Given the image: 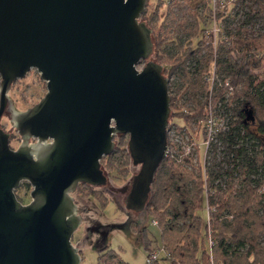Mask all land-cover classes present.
<instances>
[{
    "label": "water",
    "instance_id": "95a60500",
    "mask_svg": "<svg viewBox=\"0 0 264 264\" xmlns=\"http://www.w3.org/2000/svg\"><path fill=\"white\" fill-rule=\"evenodd\" d=\"M146 6L0 0V264H81L72 236L84 215L73 193L80 183L109 182L101 160L118 134H129L132 163L140 165L130 188H121L124 206L146 209L171 115L170 78L152 58L153 28L141 19ZM32 68L47 91L19 109L10 90ZM254 118L247 109L246 120ZM13 127L22 138L16 148ZM23 181L32 186L28 202L16 193Z\"/></svg>",
    "mask_w": 264,
    "mask_h": 264
},
{
    "label": "trees",
    "instance_id": "16d2710c",
    "mask_svg": "<svg viewBox=\"0 0 264 264\" xmlns=\"http://www.w3.org/2000/svg\"><path fill=\"white\" fill-rule=\"evenodd\" d=\"M200 2L204 8L211 6L210 0ZM235 2L245 9L243 19L238 18V9L232 20L235 27H229V20L215 52L200 40L193 47L200 31L197 21L172 25L170 36L163 24L157 25L158 12L149 11V0L141 15L153 28L152 58L163 64L167 60L165 75L179 78L171 91V115L207 122L221 100L228 117L226 128L217 129L208 145L207 178L202 165L185 168L190 160H179L178 155H186L179 148L177 155L172 153L160 163L146 208L157 213L158 247L163 250L151 264H264V0ZM257 22L262 23L259 29ZM202 46L206 53L201 54ZM210 61L216 75L222 76L211 86L204 77ZM184 96L192 102L188 112L180 110ZM247 109L253 110V120H246ZM125 136L116 135L120 143L116 141L115 150L104 156L111 166L118 152L131 158L128 142L120 146ZM23 184L31 186L28 181ZM204 202L206 218L201 213ZM147 228L143 226L146 233ZM145 247L149 248L147 240ZM98 251V264H130L109 245Z\"/></svg>",
    "mask_w": 264,
    "mask_h": 264
},
{
    "label": "rangeland",
    "instance_id": "374dc122",
    "mask_svg": "<svg viewBox=\"0 0 264 264\" xmlns=\"http://www.w3.org/2000/svg\"><path fill=\"white\" fill-rule=\"evenodd\" d=\"M218 1V4H216L215 0H210L211 6L204 8L200 0H149L148 7L151 13L153 11L158 12L157 25L163 24L164 29L170 36L173 34L172 25L183 21L188 26L197 21L200 31L199 35L194 39L193 47H196L197 41L200 40V42L215 52L229 20L232 21L234 13L240 9L236 7V0ZM244 11L245 9L239 10L241 14L238 15V18L241 21ZM229 13L231 16L226 20ZM229 27H235V21L229 23ZM261 27V22L255 24V29ZM206 51V48L202 46L201 54L206 53ZM164 63L167 64V60H164ZM143 64L141 63L139 67L141 68ZM207 72V76L205 75L204 77L210 86L221 82L222 76L216 75L213 61H210ZM178 80L179 78L175 74L170 78V93ZM46 91V82L40 77L39 72L32 68L24 78H20L15 82L10 90V95L19 109H26L38 102ZM179 102L182 104L180 110L184 109L186 112L192 106L191 100L186 96L181 98ZM224 110L225 105L219 100V109L211 110L213 112L212 116L207 122L202 123H198L193 119L186 120L176 114L171 115L169 127L173 132H170V139L175 142V148L170 155L172 153L177 155L178 151L181 150L186 155H178L179 160L182 161V157L190 160L189 162L186 161L185 168L191 170L194 167L199 168L201 165L204 167L208 150L207 142L209 144L212 140V129H225L227 126L228 117L224 115ZM1 122L6 130L13 126L8 114L2 117ZM10 132L11 145L16 148L21 143L22 138L14 127ZM174 133L179 135L177 139L180 140L176 139ZM116 140L120 143L119 138ZM124 141L121 143V147L127 146V135ZM221 145L223 147L224 142ZM189 147L191 148L189 149ZM178 148L180 150H177ZM118 153V155L114 156L116 159L114 166L107 163L108 159L102 158L109 177L107 184L94 186L88 183H80L73 193L80 207H86L83 212L84 220L72 236V242L81 248V264H98V249L105 245H109L118 251L130 264H145L148 251L157 248L161 242V231L158 228V224L153 223V219L158 220L157 213L148 212L147 208L137 213V211L126 209L124 206L125 194L119 190V187L129 184L133 174L139 170L140 166L134 165L130 157H123L120 156V152ZM203 170L205 179L207 178L205 167ZM111 186L115 187L116 191L114 193L109 191ZM31 189L32 186L27 187L23 184L19 186L16 192L23 202H28L31 199ZM100 200L107 202V204L102 206ZM201 213L204 218L208 216V207L205 202ZM98 223L105 227V231L93 229ZM143 226L148 227L147 233L143 231ZM103 232L105 233L103 234ZM146 240L149 243V248L147 249L145 247Z\"/></svg>",
    "mask_w": 264,
    "mask_h": 264
},
{
    "label": "built area",
    "instance_id": "2783aa9c",
    "mask_svg": "<svg viewBox=\"0 0 264 264\" xmlns=\"http://www.w3.org/2000/svg\"><path fill=\"white\" fill-rule=\"evenodd\" d=\"M212 129V128H211ZM213 130V133H212V136H211V139L214 138L215 136V132L217 131V128L215 129H212ZM170 132H173L171 131L170 127H169V131H168V148H167V152H166V156H169L170 153L174 150V146H175V142L172 141L170 139ZM174 136H176V139L179 137V135L175 134L174 133ZM177 140H180V139H177ZM208 142H207V146H208ZM191 147H189L190 149ZM153 223H157V220L153 219ZM163 249L160 248V247H157V248H153L151 250L148 251V254H147V258H146V261H145V264H151L153 260L157 259L159 256H160V252L162 251Z\"/></svg>",
    "mask_w": 264,
    "mask_h": 264
},
{
    "label": "flooded vegetation",
    "instance_id": "af4514ba",
    "mask_svg": "<svg viewBox=\"0 0 264 264\" xmlns=\"http://www.w3.org/2000/svg\"><path fill=\"white\" fill-rule=\"evenodd\" d=\"M163 64V63H162ZM164 65V67L166 66L165 64H163ZM173 76V75H172ZM171 76V77H172ZM169 77V76H168ZM171 77H169V78H171ZM127 136H128V139H129V134H126ZM33 140H35V139H33ZM135 165V164H134ZM136 166H140L139 164L138 165H136ZM104 168V170H105V172H106V174H107V171H106V169H105V167H103ZM135 174V173H134ZM133 174V175H134ZM107 176H108V174H107ZM133 177V176H132ZM109 178V177H108ZM132 180V179H131ZM109 181V180H108ZM108 183V182H107ZM106 183V184H107ZM130 185H131V182L128 184H125V185H123L122 187H119V190L121 191V188H123L124 186H126L127 187V190L130 188ZM109 191H110V193H114L116 190H115V187H110L109 188ZM124 194H125V196H126V193H127V191H122ZM124 199H125V197H124ZM79 208H80V212H84L85 211V209H86V207H80V205H79ZM101 224H97V225H95L94 227H93V229H96V230H102V231H105L104 229H105V227L103 226V225H101Z\"/></svg>",
    "mask_w": 264,
    "mask_h": 264
}]
</instances>
